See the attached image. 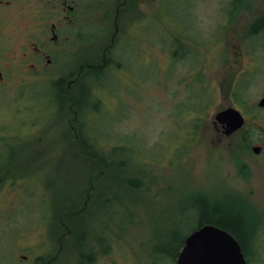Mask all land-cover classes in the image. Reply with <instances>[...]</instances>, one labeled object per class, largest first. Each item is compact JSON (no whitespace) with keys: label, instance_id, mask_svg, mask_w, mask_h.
I'll list each match as a JSON object with an SVG mask.
<instances>
[{"label":"rangeland","instance_id":"rangeland-1","mask_svg":"<svg viewBox=\"0 0 264 264\" xmlns=\"http://www.w3.org/2000/svg\"><path fill=\"white\" fill-rule=\"evenodd\" d=\"M235 2L152 0L142 17L131 9L132 21H118L109 65L96 74L85 71L86 61L100 62L113 21H83V34L96 35L83 46L77 21H67L69 40L45 81L0 85V264H76L79 235L89 243L90 264H174L176 239L198 221L197 194L221 208L238 199L250 221L247 228L243 219L245 233L253 226L251 241L264 240V170L214 125V115L232 107L247 114L242 129L250 132L257 129L252 111L261 113L252 106L264 71L240 72ZM254 5L264 11V0ZM80 59L83 74L67 95ZM69 95L78 109L73 122ZM70 122L86 142L137 170H111L118 175L111 181L104 167L85 161ZM70 201L73 210H64ZM76 211L77 225L68 229L63 222ZM246 246L249 263L264 264L263 246Z\"/></svg>","mask_w":264,"mask_h":264},{"label":"flooded vegetation","instance_id":"flooded-vegetation-1","mask_svg":"<svg viewBox=\"0 0 264 264\" xmlns=\"http://www.w3.org/2000/svg\"><path fill=\"white\" fill-rule=\"evenodd\" d=\"M255 1L236 0L235 10H233V15L235 11L237 18L236 29L239 30V32L235 30V56L242 64L240 72L243 73L264 71V43L258 39L259 36L264 37V11L262 10L260 13V9H257L254 5ZM151 2L152 0H0V85L11 84L14 79H19L20 82L30 79L31 81L27 84L45 81L51 69H56L59 66L60 49L64 48L69 40L66 33L67 21H77L75 38H77L76 41L80 46H83L85 41L93 40L96 37L93 32L87 35L88 33L85 31L83 34V21H89V23L90 21H113V33L109 39V44L101 51L100 62L86 65V68L91 69V73H98V69L108 63L107 54L114 47V35L117 36L119 33L120 25L118 21H132L131 18H128L129 13L133 12L131 9L140 11L143 6ZM100 10H104L101 15H99ZM138 14L141 17L147 15L143 9ZM259 20H262V24L259 23ZM85 34L87 36L84 38ZM174 45L176 48L172 51L173 54L178 52L177 44ZM254 58H258L259 62L256 63ZM260 62L262 66L258 65ZM82 74L83 65L81 60L78 73L66 83L65 93L67 95L70 94L71 83L77 82ZM20 82L14 81L18 84H21ZM262 99H264V85L252 106L254 110L261 112L258 114L252 111L250 116L252 124L257 127L256 130H252L254 132H248L242 127L236 132L226 135L219 124L218 131L225 139L235 138L236 143L244 144L248 148L246 149V158H250L252 164L264 170V122L263 126L255 122L256 119H259V116L264 120V107L259 105ZM68 101L70 102L69 109L73 114L71 122H73L77 120V104L74 99H71L70 95ZM239 113L245 124L247 114L240 109ZM71 122L68 125L77 141V128ZM77 147L82 149L79 144ZM238 201V199L234 200L228 209L241 211L247 215L242 206L236 203ZM257 211L253 206L251 214L254 215V218L258 215ZM254 224L259 226V218L254 221ZM255 233L256 230L253 226L247 230L248 242L246 245L256 248H259L260 245L264 248V240H261V237L258 238L261 244L258 243L259 240L251 241ZM260 234L263 233L258 232L257 236ZM240 247L243 250L242 244H240ZM242 252L245 263L250 264L247 253ZM22 257L24 258V256Z\"/></svg>","mask_w":264,"mask_h":264},{"label":"trees","instance_id":"trees-1","mask_svg":"<svg viewBox=\"0 0 264 264\" xmlns=\"http://www.w3.org/2000/svg\"><path fill=\"white\" fill-rule=\"evenodd\" d=\"M261 22H262V20H259V23H261ZM86 63L91 64L94 62L90 63V61L87 60ZM85 71H89L91 73V69H88ZM198 102H200V101H196V103H198ZM87 103H89V102L86 101L85 104L87 105ZM87 106H89V105H87ZM77 113H78V109H77L76 114ZM196 128H197V126H196ZM77 135H78L77 143L82 148L80 150L83 153L85 161H87L88 163L98 164L102 168L104 167L103 169L105 170V174L106 175L108 174V178H110L111 181H113V182L118 181V180H116V178L118 176L117 174L110 176L111 170H119L122 172H126L129 170L130 171L137 170V169H133V166L128 167L126 160H123V159H122V161H120L117 164L115 161L112 160V158H110V155L106 156L100 149L96 148L95 145L86 142L85 139L83 138V136L78 131H77ZM111 151L116 152V153L120 152L121 154H123L125 152V151L121 150V148H116V149L113 148ZM108 159H110V162L106 166L105 162H107ZM118 167H122L123 169H118ZM121 183H122V181L120 182V184ZM125 184H127V185L129 184L131 186H134L133 185L134 183L132 182V180H129V179L127 181H125ZM107 202H108V200L104 199L103 202L101 203V207L105 208L107 205ZM192 202L193 203H192L191 207L195 209V215L197 214V212L199 210L198 221L196 220V222H195L196 227L194 229H196V228H198L204 224L215 225L221 229L226 230L229 234H231L233 237H235V239H237L238 242L240 244H242V248H243L242 251L245 250V248L247 247L246 244L248 242L247 241L248 235L246 236L245 227L247 225V228H248V223L250 224L249 219L247 222V220H245V217L244 218L242 217L243 214L241 215L234 210L232 211L231 209H228L227 207L221 208L220 205L219 206H217V205L212 206V204L209 205L206 197L203 195H200V194H197L195 196V199ZM70 203L71 204L67 208H65L64 210H73V208H74L73 203L71 201H70ZM237 204H238V202H237ZM84 207H85V205L83 206L81 211L84 210ZM235 218L240 221V222H238V223H240V225L237 223V221H235ZM243 219L245 220L246 225H245ZM78 220H79V211H76V213L70 214L68 216V218L63 223H64L65 227H67L68 229H73V228H75V225H77ZM232 229L237 230L240 233L239 236L234 234ZM184 238H185V236H183L182 238H179V239L175 238L176 240H179V241H178V244L175 243V246L176 245L177 246H176V250H175L174 255H173L174 251H172V258H175V255H176L180 245L182 244ZM84 239H85V237H84ZM84 239H83V241H81L80 235L76 237V241H75L76 250H77L79 257H80V260L78 262H76V264H90V262L92 260L90 249H89V243L86 242ZM163 249H165V248L163 247ZM165 250H167V249H165ZM161 252L164 253L163 250ZM53 258L54 257H52L51 259H53Z\"/></svg>","mask_w":264,"mask_h":264},{"label":"water","instance_id":"water-1","mask_svg":"<svg viewBox=\"0 0 264 264\" xmlns=\"http://www.w3.org/2000/svg\"><path fill=\"white\" fill-rule=\"evenodd\" d=\"M259 105L264 107V99ZM215 123L230 135L243 126L244 119L238 110L228 107L214 115ZM174 264H245V259L231 234L215 225L204 224L184 238Z\"/></svg>","mask_w":264,"mask_h":264}]
</instances>
